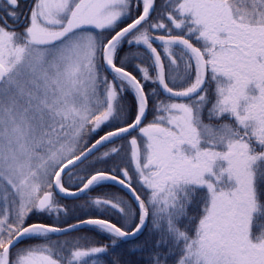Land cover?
Segmentation results:
<instances>
[{"label":"snow or ice","instance_id":"6c2138e0","mask_svg":"<svg viewBox=\"0 0 264 264\" xmlns=\"http://www.w3.org/2000/svg\"><path fill=\"white\" fill-rule=\"evenodd\" d=\"M20 7L0 0V264H100L109 246L53 239L83 225L113 247L147 229L137 247L148 248V264H264V0H164L170 10L156 22V0H33L27 14ZM133 9L140 14L107 39ZM124 42L145 46L154 77L146 67L135 66L137 79L117 66ZM150 98L157 115L142 126ZM112 123L123 126L89 143ZM133 131L144 141L143 152L129 141L141 193L119 164L89 172L121 151L97 156L100 147ZM62 174L68 182L76 175L77 191ZM107 181L126 188L135 207L115 193L88 204L100 216L115 212L120 226L98 217L67 227L28 223L67 215L52 189L77 197ZM25 239L43 243L17 247Z\"/></svg>","mask_w":264,"mask_h":264},{"label":"trees","instance_id":"16d2710c","mask_svg":"<svg viewBox=\"0 0 264 264\" xmlns=\"http://www.w3.org/2000/svg\"><path fill=\"white\" fill-rule=\"evenodd\" d=\"M156 3H157V8H156V12L152 14V22H156V17L158 14H160L163 11L170 10L168 8L163 7L164 0H156ZM140 11L141 10L134 9L135 17L140 14ZM164 23L169 24V22L166 19L164 20ZM169 26L171 27L170 24ZM149 31H150V35H155V36L167 35V33L163 30H156V31L149 30ZM172 34L184 35V33L180 30H173ZM112 35L110 34L109 37H111ZM109 37H107V39ZM186 38L191 39L192 42H194L199 46V44L196 43L193 38L187 36ZM126 39H132V36H128ZM153 47L157 48L160 53L163 48L162 43H159L158 40L153 42ZM178 51L179 49H174V52H178ZM133 54H135L139 58H134ZM136 65H139L142 68L143 67L148 68L149 75L153 77L155 76V70L151 66L150 57L145 50V46L143 44L138 45L135 42H133L132 44H128L127 42L122 43L117 53V66L125 67V70L132 72V74L135 75L137 79H141V74L136 70L135 67ZM141 83H145V82L141 80ZM152 88H156L157 92L160 93V90L156 85L152 84L151 82L145 83V92H148ZM130 91L131 90L127 91L126 93H130ZM156 99L164 100V101L167 100V98L164 97L161 93L158 95ZM154 103H155L154 100L150 98L149 111L147 113V122L153 121L156 115L154 111ZM133 108H135L134 105ZM134 115H135V110H134ZM119 126H123V125L112 124V127L110 126V127L101 128L97 132V137H93L95 136L96 133L92 135L93 138L90 140V143L94 142L95 139H98L100 135H104L107 131L114 130L115 127H119ZM136 136H137L136 132H132L131 135L125 134L123 138H116L113 144L102 146L99 149V152L96 153L97 156H99L104 151H108L111 147L119 146L121 148V151L119 155L114 154L111 158H108L104 161L95 162L92 168H89V172L93 170L108 171L109 169L113 168L115 164H119L121 168L128 169L129 175L133 177V181H134L133 187L136 188L137 193H141V188L138 186L137 183H135L136 177L134 174L133 164L131 160L132 145L129 143V141L132 138H136L139 144V142H141L140 140L141 136H137V137ZM89 160L95 161V157H90ZM84 167L85 165L80 166L81 169ZM72 171L76 173V175L78 176H85L87 174L86 172L80 171L76 168ZM111 174H116V173L112 172ZM76 175L72 177L71 182H68V177L64 176L63 180L65 182L64 186L66 188H69L70 190L77 189L76 185H79L80 181L76 178ZM113 193L123 197L125 200L132 202L133 207H135L129 194L122 187H120L115 183L107 181L101 186L95 187L91 191L84 193L81 197L77 199H68L54 194L55 199L58 201V203L65 206V208H67L68 210L67 215H61L58 221L55 216H46V215L40 217L32 216L29 219L28 223H37V222L45 223V224L57 223L58 226H68L69 224L77 223L79 219L98 217V218L110 219L112 223H117L118 226H120L119 222L121 218L115 212L110 210L105 215L100 216L97 210L90 207L88 204V202L91 199L96 197L111 198V195ZM74 238L78 239L80 245L85 247H92V246L100 247L105 245L109 246L108 253L102 256L100 264H113L114 261L118 262V264H148V257H149L148 248L145 247L143 250H141L140 248L137 247V245L142 244L148 238L147 229L144 232H142L141 235H139L137 238L133 240L119 241L117 246L115 247L111 245V239L107 234L93 230V226H88L83 229H79L64 235L56 234L55 236H53V239L56 240L66 239L67 241H72ZM40 243H43V241L40 239H33V240L25 239L17 247H20L21 245L24 246L25 244H40Z\"/></svg>","mask_w":264,"mask_h":264},{"label":"rangeland","instance_id":"374dc122","mask_svg":"<svg viewBox=\"0 0 264 264\" xmlns=\"http://www.w3.org/2000/svg\"><path fill=\"white\" fill-rule=\"evenodd\" d=\"M135 17V14H134V9H133V16L132 17H130V18H127V19H125V20H123L121 23H119L118 25H117V27L115 28V30L114 31H111V32H104V36L107 38V37H109L110 36V34L112 35V34H114L115 32H116V30H118L119 28H121L122 26H123V24L125 25V24H128V23H130L131 21H132V18H134ZM97 31H99V30H97ZM195 40V39H194ZM195 42L197 43V41L195 40ZM199 44V43H198ZM199 46H201L200 44H199ZM161 56L164 58L165 57V53L163 52V48H162V51H161ZM174 54H176V52H174ZM165 63H166V69H167V61H165ZM106 75H108V73H105ZM108 79L109 80H111L112 78H110V76L108 75ZM171 86V85H170ZM124 102H125V104L129 107V108H131L132 109V112L130 113V115H129V122L134 118V110H135V108H133V105H134V107H135V99H134V96H133V94L131 93V91H130V93H126L125 94V100H124ZM156 113V112H155ZM156 115H157V113H156ZM155 115V116H156ZM112 124H116V123H112ZM112 124H110V125H108L107 127H112ZM103 128H105V127H103ZM140 136V135H139ZM93 137H97V133L95 134V136H93ZM93 137H91V139L93 138ZM90 139V140H91ZM90 140H89V143H90ZM141 142H139V145H140V147H141V151L143 152V146H144V141H143V138L141 137ZM143 162V161H142ZM53 190V189H52ZM60 241H65L64 239H59ZM26 245H28V244H25L24 246H26ZM17 246H19V245H17ZM24 246H20V247H24Z\"/></svg>","mask_w":264,"mask_h":264},{"label":"water","instance_id":"95a60500","mask_svg":"<svg viewBox=\"0 0 264 264\" xmlns=\"http://www.w3.org/2000/svg\"><path fill=\"white\" fill-rule=\"evenodd\" d=\"M161 36H164V35H161ZM159 42H161V41H159ZM196 46V45H195ZM158 51V50H157ZM163 94V93H162ZM164 96H166L165 94H163ZM167 97V96H166ZM144 122V121H143ZM101 148V147H100ZM72 169H74V168H72ZM71 169V170H72ZM64 176H63V174H62V178H63ZM111 182H114V183H116L115 181H111ZM117 184V183H116ZM119 185V184H118ZM121 186V185H120ZM122 187V186H121ZM123 189H125L126 191H127V193H128V190L126 189V188H123ZM73 191H77V189L76 190H73ZM54 192L57 194V195H59V196H61V197H64V198H68V199H77V198H79L81 195H83L84 193H80L77 197H71V196H65L63 193H59L58 192V190L57 189H55L54 188ZM129 194V193H128ZM129 196L131 197V195L129 194ZM131 199H132V197H131ZM134 202V201H133ZM134 204H135V202H134ZM88 219V218H87ZM78 223V222H77ZM88 226H91V225H83L82 227H80L79 229H83V228H85V227H88ZM62 227H67V226H62ZM78 229V230H79ZM73 231H76V230H73ZM73 231H69L68 233H70V232H73ZM67 234V233H66ZM57 235H61V234H57ZM64 235V234H63ZM139 235H141V234H139ZM138 235V236H139ZM137 236V237H138ZM137 237H131V238H128V239H126V240H133V239H135V238H137Z\"/></svg>","mask_w":264,"mask_h":264},{"label":"flooded vegetation","instance_id":"af4514ba","mask_svg":"<svg viewBox=\"0 0 264 264\" xmlns=\"http://www.w3.org/2000/svg\"><path fill=\"white\" fill-rule=\"evenodd\" d=\"M33 0H21V7H20V11L23 12L24 14L28 13V10L30 8V6L32 5ZM4 13L2 11H0V15H3ZM9 24H12L13 21L11 19L8 20ZM20 28H17V31H20ZM147 120V116L145 121ZM144 125V124H143Z\"/></svg>","mask_w":264,"mask_h":264},{"label":"bare ground","instance_id":"6f19581e","mask_svg":"<svg viewBox=\"0 0 264 264\" xmlns=\"http://www.w3.org/2000/svg\"><path fill=\"white\" fill-rule=\"evenodd\" d=\"M124 25V24H123ZM124 26H126V25H124Z\"/></svg>","mask_w":264,"mask_h":264}]
</instances>
